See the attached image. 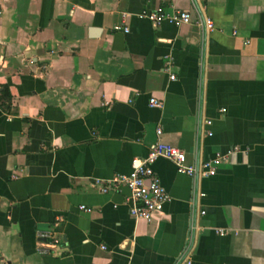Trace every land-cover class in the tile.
<instances>
[{
	"label": "crops",
	"instance_id": "0c3cea01",
	"mask_svg": "<svg viewBox=\"0 0 264 264\" xmlns=\"http://www.w3.org/2000/svg\"><path fill=\"white\" fill-rule=\"evenodd\" d=\"M159 7L192 21L140 16ZM158 140L188 164L231 152L207 177L155 159L170 199L148 222L94 179ZM188 261L264 264V0H0V264Z\"/></svg>",
	"mask_w": 264,
	"mask_h": 264
},
{
	"label": "built area",
	"instance_id": "2783aa9c",
	"mask_svg": "<svg viewBox=\"0 0 264 264\" xmlns=\"http://www.w3.org/2000/svg\"><path fill=\"white\" fill-rule=\"evenodd\" d=\"M140 16L145 17L152 23L168 21L177 26L192 21L191 15L187 11L174 9L168 13L160 7L153 11L143 12ZM194 22L202 29L203 33L214 29L212 20L204 14ZM114 28L120 29L121 26L116 25ZM124 31H128V28L125 27ZM169 78L174 79L175 76L170 74ZM149 105L161 107L162 103L156 98L151 97ZM210 123V120L206 121V124ZM161 132V127H158L156 129L157 135H160ZM208 134H211V132L208 131ZM233 150H238V147H234ZM230 152L231 150L223 154H216L205 160H199L194 164H188L186 162V153L183 149L158 140L150 148L145 157H133L129 173H115L109 178L97 177L94 179V184L101 193L117 191L121 187H126L129 190V196L127 197L129 214L135 219H143L149 222L153 215L160 212L163 205L170 199L165 187L151 166L155 159L163 157L171 160L179 173L186 174L192 178H196L197 176L207 177L216 173L218 166L226 160ZM12 177L16 178V175ZM199 195L201 196L203 193H199ZM81 208L85 209V206L81 205ZM61 220V216L57 217V220L52 223L53 227L57 226L58 221ZM214 230L218 234L227 233V230L224 228H215ZM37 237L39 239L37 247L39 253H48L60 242V237L53 229L38 231ZM101 247L105 248L104 245H101ZM187 263L189 264L190 261Z\"/></svg>",
	"mask_w": 264,
	"mask_h": 264
}]
</instances>
